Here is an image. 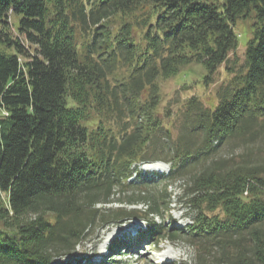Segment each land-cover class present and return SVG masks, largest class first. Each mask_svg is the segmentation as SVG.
Listing matches in <instances>:
<instances>
[{"label": "trees", "instance_id": "trees-1", "mask_svg": "<svg viewBox=\"0 0 264 264\" xmlns=\"http://www.w3.org/2000/svg\"><path fill=\"white\" fill-rule=\"evenodd\" d=\"M191 64L224 65L215 99L160 110ZM176 181L191 222L166 229ZM133 218L151 247L183 239L179 264H264V0H0V264H82L96 228Z\"/></svg>", "mask_w": 264, "mask_h": 264}, {"label": "rangeland", "instance_id": "rangeland-1", "mask_svg": "<svg viewBox=\"0 0 264 264\" xmlns=\"http://www.w3.org/2000/svg\"><path fill=\"white\" fill-rule=\"evenodd\" d=\"M12 19H14V16H12ZM249 25L248 20H239L235 25L236 32L239 34V45L236 53L240 57H242L246 39L249 37ZM229 55L231 57L232 53ZM206 74L207 70L201 64H191L182 69L177 75L160 80V95L162 98L159 109L161 110L168 104H173L174 109L179 104V102L175 103V99L181 101L190 95L198 96L205 103L212 102L215 99L216 87L227 78V74L223 64L213 74V79L205 81ZM141 170L144 174L166 173L168 164L162 161L144 163L141 165ZM168 191L172 194L171 203L169 204L170 210L163 214V217L157 215L154 218L157 221H164L166 229H170L172 226L182 227L187 225L191 222V219L189 213H186L187 208H185L181 199L177 197L180 193L179 181L169 185ZM112 205L127 209L131 207L144 208L141 203L128 204L126 201L112 203ZM143 226V220L131 219L123 223L109 224L102 229L96 228L95 233L90 235L82 245L78 246V251L74 256H80L79 260H82V264H99L102 261L109 263L111 261L109 260L110 246H114L113 250H117V244H114V240H119L128 235H137ZM153 238L141 239L138 244L134 245V247H137V253L128 254L134 248H128L127 251L121 249L120 252H125V255L123 253L116 257L126 259L123 263L127 264H159L161 262L179 264V261L182 260L192 262V249L183 239H156L157 237H155L157 242L154 243V247H151L149 244L153 242ZM72 258L74 257L69 256L63 259L70 260L75 264L79 263L74 262L76 259L73 260Z\"/></svg>", "mask_w": 264, "mask_h": 264}]
</instances>
